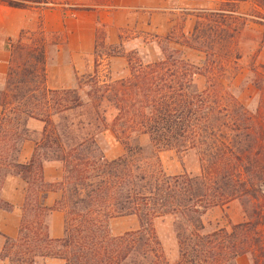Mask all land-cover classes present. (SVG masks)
<instances>
[{"label": "trees", "instance_id": "16d2710c", "mask_svg": "<svg viewBox=\"0 0 264 264\" xmlns=\"http://www.w3.org/2000/svg\"><path fill=\"white\" fill-rule=\"evenodd\" d=\"M203 1L219 7L198 11L190 36L182 25L177 33L156 37L161 44L156 62H145L139 52L126 55L110 47L116 51L111 57L127 58L130 75L103 85L95 77L89 79L87 104L81 88H46L45 45L39 43L33 50L11 42L7 45L10 52H26L35 60V74L42 70L43 79L29 87L27 78L34 73L26 65H16L0 83V106L5 111L0 118V192L7 176L20 177L28 185L23 212L33 213L32 221L22 218L16 238L5 237L0 264H48L47 260L61 264H235L245 255L252 256L254 264H264V105L255 113L249 111L222 80L240 58L237 49L247 19L264 24V0ZM1 3L24 10L48 4L43 0ZM244 4L252 7L250 15L240 12ZM101 36L99 32L97 41ZM22 38L23 34L19 44ZM181 48L203 54L202 65L192 64ZM197 76L206 79L202 91L195 87ZM255 76L254 84L263 77L261 73ZM104 103L116 111L111 130L125 152L112 161L96 140V131L107 129L100 112ZM86 106H90V120L76 121L73 113ZM7 112L14 117L8 118ZM29 119L44 122L45 127L31 159L19 163L29 138L25 127ZM144 137L149 140L147 147L140 144ZM168 149L197 152L200 175H167L159 155ZM44 161L62 163L64 176L59 184H45ZM33 186L39 193L60 191L61 199L53 208L39 201L32 205ZM236 200L256 205L255 222L200 233L201 217L208 209ZM0 209L10 211L13 206L0 199ZM54 211L66 215L65 235L59 240L49 237L45 222ZM128 216L137 218L139 228L113 236L111 221ZM165 216L182 223L176 262L168 258L155 228V221Z\"/></svg>", "mask_w": 264, "mask_h": 264}, {"label": "crops", "instance_id": "0c3cea01", "mask_svg": "<svg viewBox=\"0 0 264 264\" xmlns=\"http://www.w3.org/2000/svg\"><path fill=\"white\" fill-rule=\"evenodd\" d=\"M170 0H111L105 5L77 6L59 0L53 8L31 11L0 5V83H4L10 68L11 54L7 45L19 40L25 31H36L41 17L43 31L62 37L45 46V86L52 91L80 89L85 80L95 77L108 84L129 77V64L124 56H99L97 36L104 30L105 46L119 47L125 54L139 52L147 62H156L161 52L154 49L150 40L141 33L166 36L175 24L176 13L188 11L170 6ZM84 8V9H83ZM98 60V64L96 61ZM5 113L0 106V118ZM29 138L19 154V163H27L35 143L42 138L45 123L29 119L26 123ZM108 156V154L106 155ZM43 177L47 185L59 184L64 176L63 165L58 161H44ZM28 185L18 176L9 175L0 192V199L13 206L0 209V237L16 238L23 218ZM61 199L60 191L41 192L40 204L53 208ZM49 237L62 239L65 235L66 215L54 211L46 217ZM56 262L47 260L48 264ZM235 264H253L249 255L240 256ZM59 264V263H58Z\"/></svg>", "mask_w": 264, "mask_h": 264}, {"label": "rangeland", "instance_id": "374dc122", "mask_svg": "<svg viewBox=\"0 0 264 264\" xmlns=\"http://www.w3.org/2000/svg\"><path fill=\"white\" fill-rule=\"evenodd\" d=\"M0 5H6L1 3ZM27 1V0H19ZM31 1V0H29ZM48 4L39 8L31 9V11H41V9L53 8L54 5L58 3L59 0H43ZM73 3L74 5L83 7L90 5H105L111 2V0H61ZM170 6L174 8H183L188 11L176 13L175 24L168 35L173 32H178V30L184 27V32L187 36H190L197 25L198 11L206 9H218L219 5L213 1H203V0H170ZM7 6V5H6ZM84 9V8H83ZM240 12L246 15L252 13V7L249 4L241 5ZM41 17L38 19V29L36 31H25L23 32L22 42L19 44L18 40L13 43L14 47H23L26 50H33L36 48L39 43L42 45H47V43L58 42L62 37H57L54 35H48L43 31ZM43 33V36H40L39 33ZM99 32L102 33L101 39L98 47L99 56L107 55L108 57L113 55L116 52L114 49H111L109 46L104 44V30L102 27L99 29ZM21 34V35H22ZM145 40H150L154 44V49L160 52L159 41L156 39L155 33L147 32L141 33ZM166 35V36H168ZM166 36H159L158 38L163 39ZM159 44V45H158ZM113 47V46H111ZM119 48V47H118ZM120 49V48H119ZM184 52L185 57L195 66L200 67L204 61V55L188 49L181 48ZM118 50V49H117ZM121 50V49H120ZM10 52V51H9ZM123 52V50H121ZM132 53V52H131ZM239 55V60L227 71V74L224 76L223 83L228 85L231 89L232 94L243 103L249 111L255 113L259 105H264V93L259 90H264V24L259 22L257 19L248 18L247 25L245 26L240 39L239 46L237 49ZM10 67L16 65L22 66L26 65L27 70H31L34 73V76H29L27 78V83L29 87L35 86L34 83H39L43 79V73L39 72L35 74L37 68V62L29 58L26 52H21L15 50L10 52ZM127 55V54H126ZM142 57V55H141ZM143 58V57H142ZM150 58L143 60L145 62L149 61ZM14 60V62H12ZM98 64V60L96 61ZM41 65V69H42ZM10 71V68H9ZM255 73H261L263 77L258 80L257 86L254 84L257 76ZM85 85L80 90V95L83 100L87 103V95L89 87L87 84L89 80L83 81ZM206 85V79L202 76H197L195 78V87L198 91L204 90ZM90 106H86L83 109H79L78 112L73 113L75 115L76 121L79 120H90L89 115ZM100 112L105 116L107 129H98L96 131V140L99 144L100 149L102 150L105 157L109 160H115L120 158L125 154L122 144L116 139L115 134L111 130L112 121L116 114V111L109 107L106 103L100 108ZM8 118L14 117L11 112H7ZM53 120L58 122L59 118L57 116L53 117ZM41 138H39V142ZM140 144L144 147H147L149 140L144 137L141 139ZM108 154V156H106ZM161 164L169 176H178L183 174H188L192 177H197L200 175L201 163L200 156L195 151H177V150H163L160 153ZM41 193V192H40ZM40 193L37 186H33L30 197L33 200L32 205H36L40 197ZM62 196V194H61ZM256 208L254 203H246V201L236 200L231 202L225 207H212L208 209L205 214L201 217V222L203 229L200 231L202 235H208L215 231L221 229L230 230L233 225L243 224L246 222H255V217H253V212ZM23 212V217H26L27 220H33V213ZM47 220L45 219V222ZM47 223V222H46ZM181 220L174 216H165L159 218L155 221V228L159 235V238L163 244L165 252L171 262H176L180 257V246H179V232L181 228ZM139 228V222L136 217H120L111 221L110 223V232L113 236H119L126 232L134 231ZM5 243V240L0 237V252ZM250 256V255H249ZM253 261V257L250 256ZM61 264L56 261L52 264ZM254 264V261H253Z\"/></svg>", "mask_w": 264, "mask_h": 264}]
</instances>
